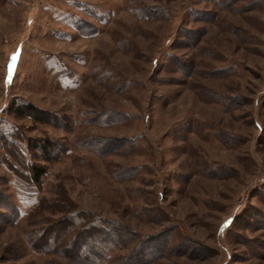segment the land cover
<instances>
[{
    "label": "rangeland",
    "instance_id": "374dc122",
    "mask_svg": "<svg viewBox=\"0 0 264 264\" xmlns=\"http://www.w3.org/2000/svg\"><path fill=\"white\" fill-rule=\"evenodd\" d=\"M102 237L113 264H264V0H0V264Z\"/></svg>",
    "mask_w": 264,
    "mask_h": 264
},
{
    "label": "trees",
    "instance_id": "16d2710c",
    "mask_svg": "<svg viewBox=\"0 0 264 264\" xmlns=\"http://www.w3.org/2000/svg\"><path fill=\"white\" fill-rule=\"evenodd\" d=\"M16 110L19 113H23V112L34 113L33 112L34 107L30 104L17 107ZM33 145L35 144L33 143ZM51 145L53 144L52 141L50 140H43V142H40L36 145L38 151L40 152L41 158H43L44 160H50L53 157L54 151L51 149ZM18 150H19L18 153L21 156V158H25L24 160H26V165H27V157L23 146L20 145ZM24 160H22V163H24L23 162ZM26 165L24 166V168H26ZM18 166L21 168V165L18 164ZM27 166L28 167L26 169L28 170V172H26V177L29 178H26L24 180L21 179V182L25 186L34 188V186H37V183H40L42 176L45 175L46 167L44 165H39V164H31V165L28 164ZM12 168L15 170V173L18 175L17 170L14 168V166ZM101 241H100L101 243L99 244L100 245L99 248H94L92 252L88 251V253L86 252L84 255L82 254L83 260L88 259L85 260L87 264H113L118 259L116 258L114 260V256L112 255L113 252L115 251L114 248L115 245H113V243L110 242L109 243L105 242L103 240V237L101 238ZM79 256L80 255H78V258Z\"/></svg>",
    "mask_w": 264,
    "mask_h": 264
}]
</instances>
